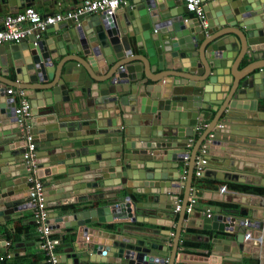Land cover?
Returning <instances> with one entry per match:
<instances>
[{"label":"water","instance_id":"water-1","mask_svg":"<svg viewBox=\"0 0 264 264\" xmlns=\"http://www.w3.org/2000/svg\"><path fill=\"white\" fill-rule=\"evenodd\" d=\"M48 1L55 4L58 0ZM183 1L135 0L113 16L82 15L59 26H47L38 38L30 34L15 44L0 45V76L8 80L0 79V223L25 208L31 174L23 157L26 136L14 114L17 99L6 94V88L13 86L23 91L31 106L26 120L31 141L41 150L45 141L51 142L52 152L44 157L57 166L42 169L36 164L35 171L36 177L43 178L45 203L56 208L61 199L80 195L75 210L53 211L56 232L64 228L77 232L72 249L60 254L61 258L69 263L119 258L125 264H174L186 201L167 262L165 245L115 234L114 223H153L137 214L141 206L171 209L179 187L191 189L195 156L208 134H213L208 152L215 144L225 151L223 146L232 142L264 146L263 134L228 137V130L217 129L222 112L218 113L219 103L212 106L211 99L212 93L228 84L231 98L255 100L250 103L254 115L228 117L259 125L255 130L264 131V69L255 71L263 65L234 67L236 61L264 55V0H202L206 2V30L197 18L184 17L188 11ZM32 2L0 0V13H17ZM7 6L11 11L4 13ZM237 23L239 32L225 29ZM135 49L145 52L136 58L142 65L133 64L135 58L126 59ZM63 56L70 57L62 60ZM152 67L158 71L149 76L144 69ZM174 68L186 75L167 72ZM11 72L15 80L8 77ZM207 110H215L218 117L215 115L216 121L195 145L187 180L181 182L178 163L193 126L204 123ZM254 162L249 165L253 172L244 170L249 177L264 173V165ZM215 163L226 168V173L220 172L224 177L216 174L225 179H230L232 170L241 171L247 165L226 158ZM109 186L112 189L107 191ZM92 189L96 195H91ZM121 189L126 192L123 200L117 197ZM135 191L146 201H134L131 194ZM247 196L233 199L242 207L237 211L209 207L215 214L201 224L229 234L225 238L231 243L229 249L222 251L229 257L236 254L232 261L245 257L264 264V209L250 205L258 202L255 195ZM163 197L169 205L159 206ZM91 223H112L114 227L112 231L106 228L99 237ZM219 250L215 246L211 254L217 256Z\"/></svg>","mask_w":264,"mask_h":264},{"label":"crops","instance_id":"crops-1","mask_svg":"<svg viewBox=\"0 0 264 264\" xmlns=\"http://www.w3.org/2000/svg\"><path fill=\"white\" fill-rule=\"evenodd\" d=\"M85 0H58L55 4H52V2H49L48 0H34L32 2L31 7L35 8L39 13L41 14H50V13H56V12H62L68 9H71L75 7L78 4H81ZM205 3H203V6H205ZM184 4V1H183ZM28 7V6H26ZM25 7L19 8V11H22ZM14 10V9H13ZM10 10V7L7 6V10L4 11V13H7ZM13 13V12H12ZM14 14V13H13ZM5 14L0 13V27L2 26V18ZM92 15H87V17ZM186 18L194 17L192 13H186L184 15ZM65 21H62L54 26H59L63 24ZM224 26H228L227 24ZM221 26V27H224ZM238 23L231 27H226V30L231 31H238ZM217 28H220V26H217ZM216 35V34H215ZM28 36V35H27ZM133 40V38H132ZM143 41V40H142ZM10 44H15L11 43ZM143 53H145L143 50H137L133 51L130 56H127L126 59H133V64L142 65L141 61L136 58H142ZM129 54V53H128ZM133 54V55H132ZM70 55V54H69ZM138 55V56H137ZM73 56V54H72ZM70 56H63L62 60H65ZM75 57V56H73ZM125 60H122L123 62ZM250 63L249 66H260L263 65V67L259 69H255V71L264 69V55L262 58L251 59L248 61L246 58H244L241 61H236L234 64V67H237L239 70L243 67L247 66ZM86 65H88L86 63ZM126 65H131L126 64ZM252 68V67H251ZM143 71V69H142ZM144 71L149 75L153 76V72H157L158 70L155 69V67H152L151 70L144 69ZM167 71V70H166ZM235 71V70H234ZM254 71V72H255ZM167 72L176 73L178 76L183 75L185 76L186 73L182 72L180 68H174L173 70L168 69ZM236 72V71H235ZM237 73V72H236ZM10 79H14V73L11 72L8 76ZM226 77V76H225ZM178 79L180 77H177ZM1 81H8L6 77L0 76ZM219 79H223L222 76H219ZM208 82V81H207ZM206 82V83H207ZM132 83V82H131ZM20 85V84H19ZM35 85V84H34ZM13 87V86H12ZM219 86L217 85V88ZM228 84H223L220 92L212 93V106H215V104L219 103L218 105V113L221 115L218 118V121L215 125L217 129H226L229 132L228 137H236L241 136V134L244 133H259L263 134L264 137V131L262 130H255L256 127L259 125H253L248 124L244 122H239L235 120H231L229 117L237 118V116H246L245 114H248L250 116L254 115L250 107V103L255 102V100H236L232 97L233 91H227ZM39 91V89H36V93ZM231 92V93H230ZM17 102L19 103L20 98L18 95H16ZM28 100V99H27ZM228 102L231 106L228 105ZM235 103V105H234ZM233 106V107H232ZM228 107V109H226ZM201 111V109H199ZM264 112V108L262 110ZM216 115L215 110H207L206 111V119L204 120V123L197 122L193 127V135L188 137V144L185 147L186 152L191 155L192 152H194L195 145L198 144V142L201 140L202 137H204L205 131L213 125V123L216 121V118L214 119ZM229 116V117H228ZM218 117V115H216ZM110 120L107 118V121ZM201 121V120H200ZM252 121V120H251ZM262 123V122H261ZM246 126L252 128V130H246ZM264 127V124H263ZM6 132V131H3ZM215 133V131H214ZM258 136V134H256ZM210 137V134L207 135L204 141ZM258 139V138H255ZM203 141V142H204ZM202 142V143H203ZM50 141H45L43 145V149L37 148L34 157V161L36 164H41L42 169L44 168H51L56 167L57 165H51L47 162V157H44V154H49L52 152V149L48 147V144H50ZM205 143V142H204ZM233 144L231 146H223L225 151H222V147L220 145H212L214 148L211 150V152L206 153L207 157L209 158V163L204 168L203 175L200 177H196L194 175V165H193V178L191 181V189H186V186H180L179 192L176 193V200H171V202L174 204V206L171 209H164L161 210L159 208H153V207H146L141 206L137 208V214L141 215L143 217H147L149 219H153V223L149 221H142V222H119L114 223L115 228L113 233L119 234L121 236H130L135 238H141L144 240H152L153 242H159L162 243L167 247V256L165 259L169 261V256L174 251L176 242V232L178 227L180 226V221L182 217V211L184 209L183 203L186 201L192 194H196V201L192 205L191 211H185L184 217L182 221V227L180 229V237L177 242V255L174 260V264H258L256 260H253V258H241V261H232L234 256H237L236 254H231L232 256H227L228 253L225 251H222L226 248L229 249L230 241L226 240V236L229 235L227 232L220 231L218 229H212V228H205L203 227V224L201 222L207 218L206 214L208 212L207 209L210 210L211 216L215 214V211L211 210L209 207H219L221 210H225L227 208H231L230 210L237 211L238 209H242L240 204L233 201V199L238 198L239 200H245L249 195H255V201H258L257 203H251V206H258L262 210L264 209V196L258 195V194H250L240 191H235L232 189H229L226 187V191H222L221 187L226 185L227 183H233V184H243V185H249L252 187L258 186L264 188V173H254L255 176L249 177L248 174L244 172V170H251L254 171V168H252L249 165H252L255 163H260L264 165V146H257V145H250L246 143H237L232 142ZM202 145V144H201ZM235 145L240 146L241 148H236ZM45 147V148H44ZM210 153V154H209ZM46 155V156H47ZM190 158V157H189ZM223 158L235 160V161H243L244 164H247L244 166L243 170H232L230 179L223 178L224 175L220 172L226 173L225 167H219L216 165L215 162L218 160L221 161ZM213 159V160H212ZM217 160V161H215ZM190 159L187 164L185 162L179 161L178 163V173H179V181L184 182L187 180L188 173L191 169ZM213 161V162H212ZM69 166H67L68 168ZM57 169V168H55ZM184 169L187 171L184 172ZM166 171V169H165ZM177 171H172V175L177 176ZM187 172V173H186ZM186 173V174H185ZM223 175V177H217V175ZM241 174H243L242 177H238ZM60 175H56L58 177ZM207 178V180H212L214 183H217V187L215 189H200L195 186H193L192 182L194 179L199 178ZM38 178V177H37ZM238 180H234L237 179ZM40 179V178H38ZM43 182V178L40 179ZM245 180V181H244ZM227 182V183H226ZM107 189H112L110 186ZM91 195H96V191L93 189L91 190ZM213 192H216L213 194ZM57 195V194H55ZM55 195H52L51 197H54ZM215 195V196H214ZM218 195V196H217ZM80 196V195H79ZM78 195L71 196L70 198H64L60 200V204L54 208L47 205V208L49 210V216L51 217V220L54 221L55 224V218L53 217V211L60 212L62 209L60 207H65L70 205L69 208L74 207L77 205L75 203L79 199ZM126 196L125 189H121L117 195V197L121 198V200L124 199ZM131 198L134 201L137 202H145V197L143 194H140L138 192H134L131 194ZM57 202V201H56ZM74 202V203H73ZM113 201L111 200V203ZM179 203L181 205L180 211H175V204ZM159 206H166L170 204V201L165 199L163 197L162 200L158 201ZM226 204H232V207L225 206ZM225 206V207H224ZM76 207V206H75ZM53 208V209H52ZM73 209V208H71ZM70 210V209H69ZM75 210V208L73 209ZM226 215L228 213H225ZM1 218V217H0ZM107 225V223H91L90 226L96 227L98 236H102L105 234L106 228L104 227ZM117 228V229H116ZM113 229H111L112 231ZM92 232V231H91ZM53 233H62V234H69V233H75V238L77 237L76 228H64L61 229L60 232H56L54 229ZM9 236V237H8ZM11 239H13L11 241ZM215 239H219V241H216ZM75 240V239H74ZM216 241V242H215ZM60 240L56 239V245H58ZM75 243V242H74ZM73 243V244H74ZM72 245L63 246L60 249L56 251L58 254V263L57 264H125L118 259V261H96L93 259H89L87 262L78 261L77 263H69L67 260L64 261V259L61 258L60 254L63 253H69L70 249L73 247ZM217 246L220 250L217 252V256H219L220 260H216L217 256H214L211 254L214 247ZM41 253V249L38 245L37 240V232H36V226L32 217V211L30 208L25 207L24 209H21L14 214H12V217L4 222L0 223V262L2 261L3 264H48L46 261V255L45 253L43 255L44 259H41L40 261H37L39 255ZM213 256V257H212ZM215 257V259H214ZM99 258V257H98ZM108 259H112V257H108Z\"/></svg>","mask_w":264,"mask_h":264},{"label":"built area","instance_id":"built-area-1","mask_svg":"<svg viewBox=\"0 0 264 264\" xmlns=\"http://www.w3.org/2000/svg\"><path fill=\"white\" fill-rule=\"evenodd\" d=\"M135 0H85L81 4L75 7L56 13L41 14L35 8L28 6L22 11L17 13H9L2 18V26L0 27V45L11 42L16 43L19 39L26 37L27 35L34 34L36 38L40 36V32L44 31L49 25H56L67 19H76L82 15H94L103 14L107 17L113 16L119 9L131 6ZM202 0H184V5L188 13H192L194 18L200 21V25L206 30L207 19L204 15ZM6 94L9 97L19 96L20 101L17 102L14 114L17 116V122L22 128L26 136L25 152L23 154L24 159L27 162V169L31 173L28 177L29 182V195L24 202L25 207H28L32 211V217L36 226L37 240L39 248L45 253L46 261L48 264L58 263V254L55 251L56 240L52 237L54 232L53 222L49 216V210L44 200V185L43 182L35 176L36 163L34 161L36 146L31 141L32 135L29 133V125L26 120L30 118L31 106L29 101L23 96L21 89H16L12 86L6 88ZM206 139L200 145L198 152L194 160V174L196 177L203 175L204 168L209 162L206 155L208 151V144L212 137ZM190 155L186 151L183 153L182 160L185 164L188 163ZM187 171L184 169V172ZM187 173V172H186ZM185 173V174H186ZM222 191H226V187H221ZM196 194H192L186 203L185 211H191L192 205L196 201ZM175 211L181 210L179 203L175 204ZM207 218L212 217L211 212L207 209ZM247 220H245L246 224ZM88 240V236L85 237ZM167 262L168 260L165 259Z\"/></svg>","mask_w":264,"mask_h":264},{"label":"trees","instance_id":"trees-1","mask_svg":"<svg viewBox=\"0 0 264 264\" xmlns=\"http://www.w3.org/2000/svg\"><path fill=\"white\" fill-rule=\"evenodd\" d=\"M192 184H193V186L200 188V189H215L217 187V183H214V181L207 180V178H203V177H201L199 179H194ZM225 186L228 187L229 189H232L235 191H240V192H245V193H250V194H258V195L264 196V188H262V187H258V186L252 187L249 185L233 184V183H227ZM70 205L65 206V207H60V208L62 209V211H67L71 208H74V207L69 208ZM225 206L232 207L233 205L232 204H226ZM104 227L110 228L109 230H111V229H113L114 225L112 223L111 224L107 223V225H105ZM52 237L55 240L56 239L60 240L59 244L55 245V250L57 251L58 249H60L63 246L72 245L74 242V239H75V233H69V234L53 233ZM12 240L13 239H11V241ZM43 254H44V252L41 250V253H40L37 261L44 259L45 255H43ZM0 264H3V262L1 261Z\"/></svg>","mask_w":264,"mask_h":264},{"label":"clouds","instance_id":"clouds-1","mask_svg":"<svg viewBox=\"0 0 264 264\" xmlns=\"http://www.w3.org/2000/svg\"><path fill=\"white\" fill-rule=\"evenodd\" d=\"M195 175V174H194ZM225 186V185H224ZM226 187V186H225Z\"/></svg>","mask_w":264,"mask_h":264}]
</instances>
